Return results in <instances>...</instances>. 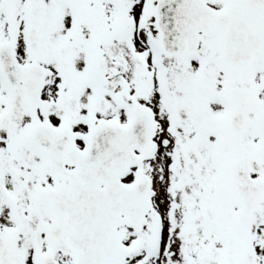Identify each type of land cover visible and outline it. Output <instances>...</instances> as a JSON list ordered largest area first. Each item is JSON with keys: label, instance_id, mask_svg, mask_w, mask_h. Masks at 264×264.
<instances>
[{"label": "snow or ice", "instance_id": "1", "mask_svg": "<svg viewBox=\"0 0 264 264\" xmlns=\"http://www.w3.org/2000/svg\"><path fill=\"white\" fill-rule=\"evenodd\" d=\"M0 264H264V0H0Z\"/></svg>", "mask_w": 264, "mask_h": 264}]
</instances>
